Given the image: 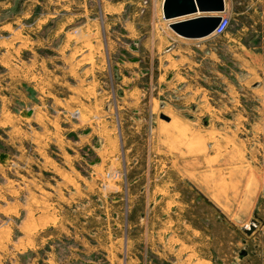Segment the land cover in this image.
<instances>
[{"label": "rangeland", "instance_id": "1", "mask_svg": "<svg viewBox=\"0 0 264 264\" xmlns=\"http://www.w3.org/2000/svg\"><path fill=\"white\" fill-rule=\"evenodd\" d=\"M103 5L0 0V264H264L262 105Z\"/></svg>", "mask_w": 264, "mask_h": 264}, {"label": "crops", "instance_id": "2", "mask_svg": "<svg viewBox=\"0 0 264 264\" xmlns=\"http://www.w3.org/2000/svg\"><path fill=\"white\" fill-rule=\"evenodd\" d=\"M224 2V11H196L169 19L164 18L163 15L164 0H150L148 5L136 0L130 3L124 0L119 4L112 3L111 0H104L103 6L106 17L109 16L110 19H113L110 26L119 23L125 25L127 29L132 28L131 25H151L149 30L144 31L143 27L137 26L134 33L136 38L145 34L150 36V44L146 46L148 48L146 53L149 55L154 54V46H158V26L166 24L168 65L170 66L172 61L174 64L177 61L180 62L181 58L178 57L180 55L186 70L190 72L204 71L205 73L208 72V69L203 68L204 62H207V59L212 60L217 79L222 77L221 83H225L226 78L233 92L244 89L248 91V96H251V93L254 94V98L262 105V108L259 107L261 116L258 119L263 120L262 127L264 129V55L260 51H256L254 46L250 47L246 44V41L264 40V0H224ZM223 14L229 16L231 22L237 25L232 32L233 43L230 49L227 44L218 43L213 34L204 37H183L169 26V23ZM128 34H132V32H128ZM225 48L230 50L231 68L224 60ZM157 66L156 69L159 68V64ZM209 71L213 70L209 69ZM238 94L234 95L239 98ZM242 113L240 114L246 118V113ZM246 236L242 241L247 243L249 236Z\"/></svg>", "mask_w": 264, "mask_h": 264}, {"label": "water", "instance_id": "3", "mask_svg": "<svg viewBox=\"0 0 264 264\" xmlns=\"http://www.w3.org/2000/svg\"><path fill=\"white\" fill-rule=\"evenodd\" d=\"M224 11V0H164V18L182 16L196 11ZM220 22V15L215 17H198L170 23L169 26L177 34L183 37H204L212 34ZM167 118V117H166ZM255 221L244 228L245 233L250 236L256 229Z\"/></svg>", "mask_w": 264, "mask_h": 264}, {"label": "built area", "instance_id": "4", "mask_svg": "<svg viewBox=\"0 0 264 264\" xmlns=\"http://www.w3.org/2000/svg\"><path fill=\"white\" fill-rule=\"evenodd\" d=\"M231 24V19L229 16L226 15H220V22L219 24L216 26V28L214 29V31L212 32V34L215 37L218 36H223L225 35V33L228 31L229 26Z\"/></svg>", "mask_w": 264, "mask_h": 264}, {"label": "bare ground", "instance_id": "5", "mask_svg": "<svg viewBox=\"0 0 264 264\" xmlns=\"http://www.w3.org/2000/svg\"><path fill=\"white\" fill-rule=\"evenodd\" d=\"M170 24V23H169ZM261 91V90H260ZM164 130H165V128H164ZM235 136V135H234ZM227 145V144H226Z\"/></svg>", "mask_w": 264, "mask_h": 264}]
</instances>
